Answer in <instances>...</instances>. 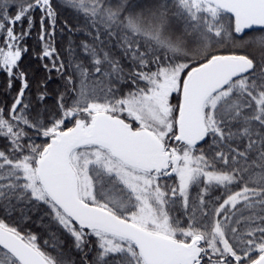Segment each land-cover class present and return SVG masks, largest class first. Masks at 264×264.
<instances>
[{
    "label": "snow or ice",
    "instance_id": "6c2138e0",
    "mask_svg": "<svg viewBox=\"0 0 264 264\" xmlns=\"http://www.w3.org/2000/svg\"><path fill=\"white\" fill-rule=\"evenodd\" d=\"M0 264H264V0H0Z\"/></svg>",
    "mask_w": 264,
    "mask_h": 264
},
{
    "label": "trees",
    "instance_id": "16d2710c",
    "mask_svg": "<svg viewBox=\"0 0 264 264\" xmlns=\"http://www.w3.org/2000/svg\"><path fill=\"white\" fill-rule=\"evenodd\" d=\"M0 79H2V78H0Z\"/></svg>",
    "mask_w": 264,
    "mask_h": 264
}]
</instances>
